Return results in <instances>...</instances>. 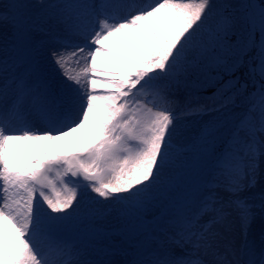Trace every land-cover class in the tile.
Here are the masks:
<instances>
[{"label": "snow or ice", "instance_id": "snow-or-ice-1", "mask_svg": "<svg viewBox=\"0 0 264 264\" xmlns=\"http://www.w3.org/2000/svg\"><path fill=\"white\" fill-rule=\"evenodd\" d=\"M0 264H264V0H0Z\"/></svg>", "mask_w": 264, "mask_h": 264}, {"label": "rangeland", "instance_id": "rangeland-1", "mask_svg": "<svg viewBox=\"0 0 264 264\" xmlns=\"http://www.w3.org/2000/svg\"><path fill=\"white\" fill-rule=\"evenodd\" d=\"M138 3L141 4H150L153 3L154 0H137ZM223 2V0H213L214 4H219ZM75 65V67L73 66ZM80 70V66L77 64V62L72 58H68V65H67V71L70 75L76 74ZM227 77H225V81H221V83L226 82ZM216 87H219V85L212 86L208 85L201 89L196 90L192 93V95H189L188 91H182L177 94L176 104L179 108H184L186 110L185 115H180L179 118L183 120L189 131L195 129V127L203 122H207L209 120H212L216 118L218 115L224 112L233 111L238 112L240 108L242 107L241 100L239 97H234L235 103H229L224 108L220 109V112H214V111H208L205 108L206 103H211V97L213 93L216 91ZM255 88H259V83L255 84ZM230 93H226V95H229ZM191 105L192 107H200L205 108L203 112L195 113V114H187V108ZM219 107V105H217ZM179 115V113H178ZM37 145V144H36ZM40 147L38 149L45 150L50 154H60L62 152L71 151L75 147L71 148H65L62 145V141L57 142H40ZM95 195V194H93ZM243 198V197H242ZM99 199V198H98ZM255 199H259V197H255ZM72 233L68 234L67 239L71 240Z\"/></svg>", "mask_w": 264, "mask_h": 264}, {"label": "bare ground", "instance_id": "bare-ground-1", "mask_svg": "<svg viewBox=\"0 0 264 264\" xmlns=\"http://www.w3.org/2000/svg\"><path fill=\"white\" fill-rule=\"evenodd\" d=\"M73 66L75 67V65H73ZM75 135H76V137L79 138L80 142H83V140H84L83 132L77 133ZM36 144L37 143H32L31 147H28L26 145H21V153L22 154H24V153L32 154L35 149H38L40 147L39 143L37 145ZM61 146L65 147V148L66 147L71 148V147L77 146V143H75L72 138H68L67 140L62 141ZM258 243H259V240L257 239V244Z\"/></svg>", "mask_w": 264, "mask_h": 264}]
</instances>
